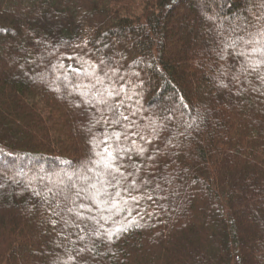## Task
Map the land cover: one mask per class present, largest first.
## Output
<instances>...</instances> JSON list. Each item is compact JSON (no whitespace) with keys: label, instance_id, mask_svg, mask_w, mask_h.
<instances>
[{"label":"trees","instance_id":"obj_1","mask_svg":"<svg viewBox=\"0 0 264 264\" xmlns=\"http://www.w3.org/2000/svg\"><path fill=\"white\" fill-rule=\"evenodd\" d=\"M0 264H264V0H0Z\"/></svg>","mask_w":264,"mask_h":264},{"label":"snow or ice","instance_id":"obj_2","mask_svg":"<svg viewBox=\"0 0 264 264\" xmlns=\"http://www.w3.org/2000/svg\"><path fill=\"white\" fill-rule=\"evenodd\" d=\"M111 94L112 93H109V95ZM109 110L112 111L113 119L116 120V122H119L117 119L118 117H122L125 120L127 119V116H122V114L118 113L115 108L110 107ZM117 139H119V137H117ZM104 143L107 144V141H104ZM105 156L107 157V159L104 158ZM115 159L116 157L113 155V152L108 147H105L104 154L101 155V160L98 161L97 163H102L105 168L110 169L115 172H119V169L116 168L115 163H114ZM109 175H111V172H109ZM113 181H115V183L117 184L119 183V181L116 180L115 176H113L112 181H109V183L111 184ZM108 195H111V194H108ZM116 195H119V193L117 192ZM133 199H135V197H133ZM101 202L109 203V201H101Z\"/></svg>","mask_w":264,"mask_h":264},{"label":"rangeland","instance_id":"obj_3","mask_svg":"<svg viewBox=\"0 0 264 264\" xmlns=\"http://www.w3.org/2000/svg\"><path fill=\"white\" fill-rule=\"evenodd\" d=\"M78 174V173H77Z\"/></svg>","mask_w":264,"mask_h":264}]
</instances>
